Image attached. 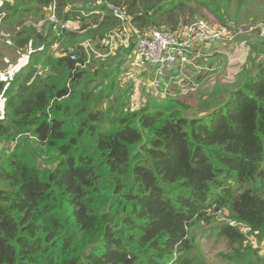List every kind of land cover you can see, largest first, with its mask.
I'll return each instance as SVG.
<instances>
[{"label": "trees", "instance_id": "obj_1", "mask_svg": "<svg viewBox=\"0 0 264 264\" xmlns=\"http://www.w3.org/2000/svg\"><path fill=\"white\" fill-rule=\"evenodd\" d=\"M97 1L123 8L139 30L174 31L190 23L176 25L181 19L195 18L193 6L185 7L195 0L8 6L16 21L24 13L46 16L54 5L59 19L80 21L84 34L78 44L76 33L62 32L65 52L69 45L76 54L71 60L48 54L51 44L29 27L16 44L32 46L36 38L31 70L0 79V264H206L197 237L214 231L226 242L225 260L259 264L248 237L264 241V61L252 58L251 44L232 85L160 99L140 93L133 109L134 83L120 79L128 58L118 50L102 58L122 26L113 16L90 15L107 10L87 7ZM78 3L86 16L66 11ZM198 5L226 30L264 21L242 19L241 0ZM85 42L100 57L84 53ZM130 42L120 46L132 51Z\"/></svg>", "mask_w": 264, "mask_h": 264}, {"label": "rangeland", "instance_id": "obj_2", "mask_svg": "<svg viewBox=\"0 0 264 264\" xmlns=\"http://www.w3.org/2000/svg\"><path fill=\"white\" fill-rule=\"evenodd\" d=\"M199 1L201 0H195L192 3L188 2L185 5V7L193 6L192 11L195 14V18H193L192 20H189L187 18L181 19L176 25L181 24V23L184 24V23H189V22L193 23L196 21H205L211 26H215V27L221 26L217 23L216 19L207 10H204L201 6L198 5ZM6 2L9 4L4 2L3 6L0 8V79H3L4 82L8 83L12 79V77L16 73L20 72L23 68H28V70H31V68H29V65L27 64H29L30 60L32 59L31 56L35 54V53L31 54V52L34 51L36 46L38 45L36 43V38H33L32 46L28 45L27 47H24V48H18L16 44V41L18 40L17 36H20V38L26 37V35L24 34H19L20 32L27 31L26 29H28L29 27H33L36 30V32L39 33L44 38V42L48 44V46L51 44L49 48H47L48 46L46 48H47L48 54L54 57L64 55L66 53L65 52L66 47L64 44V40H65L64 33L63 34L61 33L59 36H56L50 31L51 33L48 34L50 30L49 28L50 22L47 21L46 18L52 14V11H49L47 9L45 11L46 16L43 12L42 14H39L36 17H32L28 13H24L23 16L19 17L16 21H14V18L13 17L11 18L12 12L8 10V6H12L14 0H6ZM241 2H242V5L240 7L239 13L242 19L244 18V16H260L262 17V20H264V0H241ZM4 4H7V5H4ZM81 4L82 3H78L73 6L75 7L83 6ZM108 4L114 6V4H111V3H108ZM121 5H123V2L121 3ZM63 13L65 12L63 11ZM178 13L179 11H176L175 14H178ZM54 14L58 18L59 15H58V12L56 13V10ZM60 19L62 20V18ZM239 20L240 19H233V22L237 24ZM257 22H254L250 19L248 20V22L246 21L242 23L241 25H237V27H234V28H236L235 30L242 29L244 31V35L242 36V38L248 39L252 35L249 33L248 30L258 25L259 23ZM70 23H71L72 30L69 32L76 33L74 35L76 36L75 43L79 44L83 41L80 38V36L84 34V32L80 30L81 22L74 20ZM163 27L169 28L167 26H161L160 28L163 30L164 29ZM38 28H41L40 32L37 30ZM257 33H258L257 37L261 39L262 35L260 34L259 31ZM122 38L123 37L120 35L118 39H115L113 41L106 40L105 44L108 45L109 49L105 52L106 55H102V58L110 61L115 55V52L117 50L119 51L118 55L127 54L129 63L125 65L122 71V74L120 76L121 86H123V84H126L128 80H131L134 83V88H133L132 93L134 94V96H137V97L134 99L131 107L135 109L137 105L141 103V100L138 97L140 93H145L146 97L150 96L153 98H155L158 95H164L163 94V92L165 93V90L163 91L164 87L162 88L159 84H162L165 86L169 83L170 81L169 75L171 73H168L169 69L168 70L166 69L170 66H166L161 71L163 72L164 70H166L162 74L158 73L157 75L158 78L156 80H154V78L152 80L150 73H147V75H140L141 74L140 71L143 67H138L134 65L133 57L131 56V50L127 49V47L124 48L120 46V44H123ZM126 39L130 41L129 38H126ZM248 40L250 41V43L249 41L248 43H249L250 50H251V44L254 45L255 43L252 42L250 39ZM91 43L93 46L96 44L95 42H91ZM120 47L123 49H120ZM69 51H71V46L68 45L67 52ZM193 55L194 53L192 54V56ZM258 61L260 62L264 61V56H259ZM41 62H42V59H40L38 63L36 64L38 73H40L42 70ZM239 74L240 72L235 77L231 79H224V81L222 82H216V83L214 82L211 85V87H214L216 84H219V86L232 85L239 77ZM41 75L42 76L45 75L44 70ZM176 75L179 76V80L174 81V83L171 86H176V83L178 82H181L184 84L185 77L181 74V72L178 71ZM165 79H169V80L167 81ZM123 81L125 82L123 83ZM210 83L206 82L196 87L195 85H193L190 88L185 87L186 89L181 88L182 93L180 94L181 95L195 94L197 91L207 88ZM135 85H136V90H135ZM168 85H170V83ZM0 105H1V102H0ZM226 214L227 213L224 212L223 214H218L217 216L224 217V216H227ZM240 228L243 232H247V229L244 226H240ZM197 230L198 232H201V228H197ZM216 235H217V232L215 231L211 233L204 232L201 236L197 237V242L199 243L201 253L205 257L206 264H236L234 262H230L224 259L223 256L225 255V253L228 252V248H227L226 242L223 239H219ZM248 241L249 243H251L254 251L256 252V260L258 261V263L264 264V241L258 242L257 240H253L251 237H248Z\"/></svg>", "mask_w": 264, "mask_h": 264}, {"label": "built area", "instance_id": "obj_3", "mask_svg": "<svg viewBox=\"0 0 264 264\" xmlns=\"http://www.w3.org/2000/svg\"><path fill=\"white\" fill-rule=\"evenodd\" d=\"M105 6L107 10L100 9L90 13L100 16V20L104 16H113L122 26L121 33L129 38L133 44L131 56L133 57L134 65L138 67H145L146 65L154 66L156 72H161L166 66L173 64H180L181 68H186L195 71L197 66L192 54L197 45L214 42L223 43L231 42L244 35L242 29L226 30L220 27L211 26L205 21H196L189 24L179 25L174 31H156L152 29L139 30L130 23L129 16L125 13L123 8L112 6L106 2L97 1L94 4H88L87 7L95 8ZM3 6V0H0V8ZM86 6H69L66 11L71 13L75 10L80 15L86 16L83 8ZM52 14L46 18L50 22L49 27L56 36H59L64 30L71 29V21H62L58 19L54 12L56 7L52 5L48 8ZM39 32L41 28L37 29ZM251 32H260L264 38V22L259 23L248 30ZM129 43L128 39L125 41V46ZM84 53L93 54L94 57L100 55L93 50L90 43L86 42L82 46ZM64 55L69 56L71 60H76V54L73 51L66 52ZM89 61H85L88 65Z\"/></svg>", "mask_w": 264, "mask_h": 264}, {"label": "crops", "instance_id": "obj_4", "mask_svg": "<svg viewBox=\"0 0 264 264\" xmlns=\"http://www.w3.org/2000/svg\"><path fill=\"white\" fill-rule=\"evenodd\" d=\"M123 38V43H125L126 37L121 35ZM121 39V40H122ZM248 39H250L255 44L253 56L252 58H257L259 56H264V53H259L260 46L258 44L262 43L259 41L257 35L252 34ZM248 39H244L238 37L234 41L231 42H223V43H214L209 42L201 45H197L194 51L193 59L195 60V64L197 69L195 71H190V69L181 68V65L176 63L173 65H169L166 70L169 69L168 73L170 77V85H162L159 84L163 91L165 90L164 95L156 96V99H160L164 96H174L179 97L182 96L181 88H190L193 85L198 86L204 83H210L211 86L214 82H222L224 79H231L235 77L241 69L248 65V58L251 56L250 53V41ZM249 41V43H248ZM132 44V42H130ZM133 45V44H132ZM133 48V46H132ZM133 53V51H131ZM121 58H127V54H120ZM260 60V59H259ZM144 70H149L152 74L151 78L156 80L158 77V73L163 72H155L153 68L149 65L144 67ZM181 72V74L185 77L184 84L181 82L176 83V86H171L174 81L179 80V76L176 75L177 72ZM183 72V73H182ZM173 74V75H172ZM165 78V77H164ZM169 80V79H165ZM165 82V81H164ZM186 89V88H185ZM198 89V88H197ZM136 90V85H135ZM195 90V89H194ZM184 95V94H183Z\"/></svg>", "mask_w": 264, "mask_h": 264}, {"label": "clouds", "instance_id": "obj_5", "mask_svg": "<svg viewBox=\"0 0 264 264\" xmlns=\"http://www.w3.org/2000/svg\"><path fill=\"white\" fill-rule=\"evenodd\" d=\"M72 22V21H71ZM72 29H70V30H68V31H71ZM152 68H155L154 66H151ZM144 68V67H143ZM155 72H156V70H155Z\"/></svg>", "mask_w": 264, "mask_h": 264}, {"label": "water", "instance_id": "obj_6", "mask_svg": "<svg viewBox=\"0 0 264 264\" xmlns=\"http://www.w3.org/2000/svg\"><path fill=\"white\" fill-rule=\"evenodd\" d=\"M156 70V68H153V71H155Z\"/></svg>", "mask_w": 264, "mask_h": 264}]
</instances>
